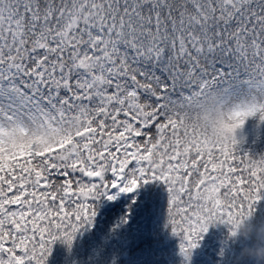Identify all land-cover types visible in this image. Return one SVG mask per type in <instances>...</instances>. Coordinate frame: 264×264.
<instances>
[{
    "label": "snow or ice",
    "instance_id": "6c2138e0",
    "mask_svg": "<svg viewBox=\"0 0 264 264\" xmlns=\"http://www.w3.org/2000/svg\"><path fill=\"white\" fill-rule=\"evenodd\" d=\"M257 113L264 0H0V264L71 252L102 206L118 236L156 181L184 264L212 225L238 238L264 200V156L237 148Z\"/></svg>",
    "mask_w": 264,
    "mask_h": 264
},
{
    "label": "rangeland",
    "instance_id": "374dc122",
    "mask_svg": "<svg viewBox=\"0 0 264 264\" xmlns=\"http://www.w3.org/2000/svg\"><path fill=\"white\" fill-rule=\"evenodd\" d=\"M157 183V181L151 182L141 190L147 194V204L138 210L136 221L133 222L132 227L128 228L132 233L126 229L118 236H112L110 233L112 217L106 210V206H102L97 217L96 227L78 235L79 241L83 238H87V240L83 242L82 246L74 243L71 250L72 264H76L75 260L83 264H103V259L114 253L125 257L129 252L128 242L135 236H147L153 230H159L160 235L156 237L159 238L161 234L167 232L164 226L160 227L162 222L154 219V211H159V206L164 201L167 203L168 199L167 190L158 189ZM257 210L262 215V222H264V200L257 204ZM164 214L166 215V210ZM137 224L139 227L136 226ZM168 236L171 238L170 240L164 243H155V250L159 256H164L172 264H184V257L180 252V238L172 232L168 233ZM121 240L123 244H120ZM225 242H227V246H225ZM241 242L240 238H229L228 225L221 223L212 225L200 246L194 250L192 264H232V254L236 248L241 246ZM65 245L61 241L56 242L49 264H58L56 258L62 260L66 253L68 254L69 250ZM249 264H255V262L249 261Z\"/></svg>",
    "mask_w": 264,
    "mask_h": 264
},
{
    "label": "trees",
    "instance_id": "16d2710c",
    "mask_svg": "<svg viewBox=\"0 0 264 264\" xmlns=\"http://www.w3.org/2000/svg\"><path fill=\"white\" fill-rule=\"evenodd\" d=\"M249 123L253 124L254 127V135L253 136H242L240 134V128L237 130V137L241 141L237 148L242 153H249L255 158H259L260 156H264V120H261L260 113H257L255 116H252L250 119H248ZM263 143L259 144L255 140L257 138H260ZM159 182V181H158ZM162 186H166L162 182H159ZM255 218V217H254ZM165 221L160 224V227L164 226ZM167 232L164 233V236H160V238H151V237H136L132 238L129 243V252L126 254V257H121L120 254H113L110 257H107L103 259V264H109V261L112 260L115 257H118L119 264H170V262L164 257L159 256L156 252L154 247V242L159 241L162 237L168 238V233H171V230L166 228ZM128 231H131L128 229ZM159 230H153L151 232L152 236H157V232ZM178 236V235H177ZM79 241L78 238L76 240ZM154 241V242H153ZM122 243V240L120 242ZM68 247V246H67ZM66 247V248H67ZM150 249V250H149ZM148 250L149 254L146 258H143L145 251ZM153 252H156L158 258L153 254ZM65 259L62 260V264H72V256L71 252L66 253L64 256ZM143 258V259H142ZM61 261V260H59ZM76 264H83L82 262L78 261Z\"/></svg>",
    "mask_w": 264,
    "mask_h": 264
},
{
    "label": "clouds",
    "instance_id": "9594fccd",
    "mask_svg": "<svg viewBox=\"0 0 264 264\" xmlns=\"http://www.w3.org/2000/svg\"><path fill=\"white\" fill-rule=\"evenodd\" d=\"M233 230L238 238L251 241L242 248L240 258L264 264V222L254 223L253 219L241 218L234 223Z\"/></svg>",
    "mask_w": 264,
    "mask_h": 264
}]
</instances>
